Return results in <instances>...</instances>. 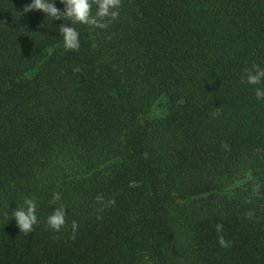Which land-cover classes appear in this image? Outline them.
Segmentation results:
<instances>
[{"label": "trees", "instance_id": "trees-1", "mask_svg": "<svg viewBox=\"0 0 264 264\" xmlns=\"http://www.w3.org/2000/svg\"><path fill=\"white\" fill-rule=\"evenodd\" d=\"M28 3L0 0V264H264V0H121L77 50Z\"/></svg>", "mask_w": 264, "mask_h": 264}, {"label": "clouds", "instance_id": "clouds-1", "mask_svg": "<svg viewBox=\"0 0 264 264\" xmlns=\"http://www.w3.org/2000/svg\"><path fill=\"white\" fill-rule=\"evenodd\" d=\"M63 8L56 6L57 0H30L26 4L23 12L39 11L44 17L54 20H61L68 23H61L59 35L62 37L65 50H77L79 48V33L72 27L73 24H83L92 28L104 29L107 27L106 20H114L118 16V9L121 0H58ZM95 5L96 11L93 14L92 8ZM242 80L249 85H258L264 80V69L253 66V69L247 70ZM257 100L264 99V89L257 87L255 89ZM60 199L59 193L52 196L53 202ZM66 209L64 206H55L51 214L48 215L46 224L54 232L61 231L65 226ZM11 219L15 220L16 226L20 232L28 234L32 232L33 226L38 223L36 215V202L34 199L25 198L23 205L12 211ZM72 231L75 233L77 224L72 222ZM220 225H216L217 232L220 231ZM218 243L222 247L228 246V241L220 237Z\"/></svg>", "mask_w": 264, "mask_h": 264}, {"label": "rangeland", "instance_id": "rangeland-1", "mask_svg": "<svg viewBox=\"0 0 264 264\" xmlns=\"http://www.w3.org/2000/svg\"><path fill=\"white\" fill-rule=\"evenodd\" d=\"M163 111H164L163 104L162 103L157 104L154 107H152V109L150 111V116L151 117H161L163 115ZM244 181H246V179ZM238 183L235 184V186H239Z\"/></svg>", "mask_w": 264, "mask_h": 264}]
</instances>
